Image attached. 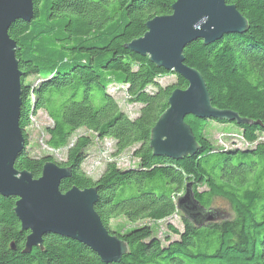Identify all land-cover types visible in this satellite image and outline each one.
I'll use <instances>...</instances> for the list:
<instances>
[{
  "label": "trees",
  "instance_id": "16d2710c",
  "mask_svg": "<svg viewBox=\"0 0 264 264\" xmlns=\"http://www.w3.org/2000/svg\"><path fill=\"white\" fill-rule=\"evenodd\" d=\"M41 1L34 0L31 22L19 19L9 29L24 73L19 124L26 146L15 167L38 178L43 165L53 161L72 169L61 182L62 192L98 187L95 209L128 250L120 262L106 263L76 240L47 234L43 248L23 253L29 232L21 231L17 198L0 194V264H264V0H226L247 19L248 29L209 45L199 39L185 47V63L201 73L212 106L247 122L186 116L198 148L178 160L154 155L151 131L172 92L186 89L188 82L127 48L146 33L148 21L171 14L177 0H43V10ZM168 74L177 81L162 86L158 78ZM31 76L39 83H27ZM114 84L125 88L128 102L141 105L136 117L108 92ZM40 110L52 120L46 144L55 151L67 149L64 161L34 157L28 150V128ZM210 122L236 125L249 147H216L205 133ZM82 128L115 141L111 158L132 150L138 165L122 169L108 161L94 179L82 167L93 137L74 139ZM188 184L201 205L216 211L214 220L198 226L182 214L184 229L169 224L178 238L167 236L166 244L152 225H135L181 212L177 201ZM200 185L206 189L199 190ZM220 198L224 208L214 205ZM119 217L132 226L114 228Z\"/></svg>",
  "mask_w": 264,
  "mask_h": 264
},
{
  "label": "water",
  "instance_id": "95a60500",
  "mask_svg": "<svg viewBox=\"0 0 264 264\" xmlns=\"http://www.w3.org/2000/svg\"><path fill=\"white\" fill-rule=\"evenodd\" d=\"M34 0H0V194L17 198L15 214L21 231H28L23 253L43 248L44 237L56 234L82 243L103 262L118 263L128 245L103 224L95 205L98 187L66 192L61 182L72 176V169L47 161L40 177L28 170H18L15 162L26 146L19 119L22 105V77L17 58L18 43L9 35L16 20L31 22ZM146 33L127 44V48L187 82L186 89L172 92L168 109L151 131L150 146L156 156L182 159L192 155L198 142L185 118L227 119L247 122L237 113L212 106L201 73L185 63L184 49L196 40L209 45L226 34L248 29L247 19L226 0H177L172 13L157 16L146 24ZM177 208L200 226L215 218V210L206 209L196 199L192 185L179 197Z\"/></svg>",
  "mask_w": 264,
  "mask_h": 264
},
{
  "label": "rangeland",
  "instance_id": "374dc122",
  "mask_svg": "<svg viewBox=\"0 0 264 264\" xmlns=\"http://www.w3.org/2000/svg\"><path fill=\"white\" fill-rule=\"evenodd\" d=\"M45 6L46 3L42 0L39 3L40 9H45ZM38 79L39 78L36 76H31L28 78L27 83L37 84L39 83ZM158 81L162 86H168L176 83L177 77L175 74H168L161 78H158ZM148 90L152 91V87H149ZM108 92L115 97L122 110L128 113L130 117L134 118L138 115L141 105L137 103L128 102V96L125 92L124 87L118 86L116 84L110 85ZM51 125L52 120L43 110H40L35 117H32V123L28 128L30 134L28 150L30 154L34 157L53 155L57 161H64L66 159L67 149L64 148L62 150L55 151L51 150L46 144V141L48 139L47 128ZM222 125L219 123L215 124L214 122H210V124H208L205 129V133L208 134L210 140L216 147H221L227 150L233 148L249 147V144L244 143L241 139L240 131L237 129H233L236 128V125L231 123ZM229 128H232V130H230ZM82 135H91L93 137L92 145L87 150V158L82 167L88 173L90 172V175L94 179H98L101 176V174L105 170L106 162L108 161H116L118 166L122 169L131 168L138 165V159L133 156L132 150L124 152L123 154H121L120 157L111 158V154L115 150V141L113 139H99L85 128L78 130V132L74 135V139ZM198 189L204 190L206 189V186L200 185L198 186ZM182 195L183 194H181V196ZM214 205L224 208L226 202L220 198L217 199ZM215 206L213 207L215 208ZM228 208L229 206L227 205L226 209ZM182 214V212H179L163 221H141L136 223L135 225L138 226L145 223L152 225L154 234L158 236L164 244H166L165 239L167 236H169L172 240L178 238V236L174 235L169 231V224L175 226L180 231L184 229ZM112 225L114 228L124 226L125 230L132 226L124 217H119L118 219L114 220L112 222Z\"/></svg>",
  "mask_w": 264,
  "mask_h": 264
},
{
  "label": "bare ground",
  "instance_id": "6f19581e",
  "mask_svg": "<svg viewBox=\"0 0 264 264\" xmlns=\"http://www.w3.org/2000/svg\"><path fill=\"white\" fill-rule=\"evenodd\" d=\"M22 21H25V20H22ZM25 22H27V21H25Z\"/></svg>",
  "mask_w": 264,
  "mask_h": 264
}]
</instances>
